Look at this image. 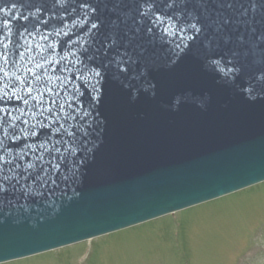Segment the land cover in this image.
<instances>
[{"label": "water", "instance_id": "1", "mask_svg": "<svg viewBox=\"0 0 264 264\" xmlns=\"http://www.w3.org/2000/svg\"><path fill=\"white\" fill-rule=\"evenodd\" d=\"M263 182L264 0H0V264Z\"/></svg>", "mask_w": 264, "mask_h": 264}, {"label": "rangeland", "instance_id": "2", "mask_svg": "<svg viewBox=\"0 0 264 264\" xmlns=\"http://www.w3.org/2000/svg\"><path fill=\"white\" fill-rule=\"evenodd\" d=\"M7 264H264V183L132 229Z\"/></svg>", "mask_w": 264, "mask_h": 264}, {"label": "snow or ice", "instance_id": "3", "mask_svg": "<svg viewBox=\"0 0 264 264\" xmlns=\"http://www.w3.org/2000/svg\"><path fill=\"white\" fill-rule=\"evenodd\" d=\"M41 101H43V97H41ZM50 103L55 105L56 104V100H51ZM59 110L63 111V105L60 106Z\"/></svg>", "mask_w": 264, "mask_h": 264}]
</instances>
